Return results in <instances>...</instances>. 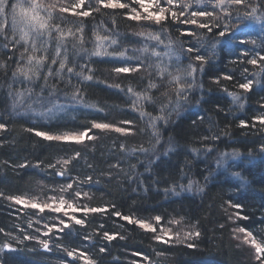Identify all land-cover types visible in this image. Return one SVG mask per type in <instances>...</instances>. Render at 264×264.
<instances>
[{
    "label": "trees",
    "instance_id": "obj_1",
    "mask_svg": "<svg viewBox=\"0 0 264 264\" xmlns=\"http://www.w3.org/2000/svg\"><path fill=\"white\" fill-rule=\"evenodd\" d=\"M16 2L8 3L9 13ZM57 2L67 11L57 10L51 23L75 33L64 39L67 66L79 73L83 65V75L92 80L69 77L66 70L53 75L47 87L43 75L33 82L14 79L31 45L16 43L19 32H13L10 17L7 30L0 31V123L6 125L0 129V264H68L67 253L73 250L83 252L91 264H264V253L255 257L233 238V228H244L264 242V123L257 119L264 117V0L240 5L226 0L219 8H213L217 0L199 6L192 0L189 10L182 7L187 0H175L174 6L159 0L169 9L168 19L159 25L127 18L132 7L140 10L135 0H121L129 6L124 9L104 8L98 0H85L76 9L79 0ZM82 11L90 14H74ZM192 11L214 15L193 17ZM185 19L197 23H183ZM58 35L44 37L49 40L44 74ZM98 45L101 55H91ZM125 50L126 57L117 59ZM126 63L142 67L113 71ZM160 68L167 71L161 74ZM176 75L183 77L180 95L170 82ZM247 82L245 91L240 85ZM77 89L79 99H73ZM17 92L23 95L18 98ZM136 93L151 99H138ZM94 122L113 129L93 128ZM117 127L124 131H115ZM85 130L93 138L81 143L35 134ZM65 159L70 163L63 164ZM69 183L73 189L62 191ZM74 191L88 195L75 197ZM8 197L35 203L63 197L78 207L104 211L75 212L84 224L71 222L63 231L42 236L46 226L54 227L56 214L20 207ZM122 217L151 222L156 231ZM105 232L114 238L107 239Z\"/></svg>",
    "mask_w": 264,
    "mask_h": 264
},
{
    "label": "snow or ice",
    "instance_id": "obj_2",
    "mask_svg": "<svg viewBox=\"0 0 264 264\" xmlns=\"http://www.w3.org/2000/svg\"><path fill=\"white\" fill-rule=\"evenodd\" d=\"M10 2V0H0V16L3 17V22L0 23V31H6L8 26H9V17H10V25L11 28L13 29V32H19V40L16 41V43H19L20 41H23L25 45H31L30 48L26 47L25 48V55L27 56L26 62L22 66H18L16 69V72L13 73L14 79L17 78L18 76H23L25 81L28 82H33L34 80H38L42 75L44 79V87L48 86L50 78L55 75V76H61L62 73L66 72L69 74V77L71 75H78V76H83L84 80H92L91 75H83V68L84 66H81L82 71L79 73H76L74 71L75 66L68 67V60H69V55H68V50L64 46V39L66 36H74L75 33H73L71 30H69L67 33H65L59 25L53 26L51 21L54 19L55 12L59 10V12L63 13L67 11V9L63 6H61L57 0H52V2H48V0H17L16 3H13L11 5V12L9 13L7 10V5ZM85 0H79L78 4L73 5V8H79L81 5H83ZM226 0H217V3L213 5V8H219L222 5H224ZM228 3L231 4H236L240 5L243 3V0H227ZM98 3L102 5L104 8H111V9H124L129 7L127 4L121 2V0H98ZM135 3L139 5L140 10L138 11L135 7H132L130 9V12L128 14V19L130 20H135V21H154L156 24H161L162 21H166L168 19V15L166 13H169V9L165 8L160 5L159 0H135ZM195 3L197 6H199L201 3H203V0H195ZM167 4L169 6H174L175 5V0H167ZM192 4V0H187L182 7L184 10H189ZM155 9H158L155 10ZM255 9H253V12ZM142 13H144L142 15ZM80 16L87 17L90 13L89 11H82L79 13H74ZM171 17L175 20L178 19L177 13L174 11L170 12ZM191 15L193 17H211L214 15L213 11H192ZM179 16H184V11H181L179 13ZM183 23H192L195 24L197 21L195 19L193 20H187L185 19L182 21ZM201 28H208L209 31H211V28L209 27L208 24L206 23H201L199 25ZM80 32V42L81 45L83 44V28L78 30ZM56 32L58 33L57 37V43H56V50H55V55L52 58V62L50 65H48V72L46 74L42 73V69L46 65V61L48 60L47 56V51H48V43L49 40L52 36V33ZM191 34V33H189ZM143 35V33H141ZM221 36L224 35V32L220 33ZM47 36L49 40H45L44 37ZM150 39H154L159 41L160 43H163L161 40L160 36L157 34H148ZM104 39H108V37H105ZM38 41H41V43H38ZM243 43V41H241ZM112 44H116V40L111 41ZM170 47V46H168ZM86 51V50H85ZM141 51H147V48L145 47L144 49H141ZM187 51L191 52L193 51L192 48L187 49ZM42 53V54H40ZM153 55H159V53H156L153 51ZM170 54V53H166ZM91 55L94 56H100L101 51L99 50V45L97 46V50L92 52ZM121 57H126V50L119 52L117 55V59ZM129 60L131 58H128ZM197 60H203L202 56L197 55L196 56ZM59 64V67L55 70H53L52 65ZM249 63L251 64H256V60H250ZM142 67V64L137 63L135 66H132L131 63H126L125 66L121 67H115L113 68V71L117 74L120 73H129V72H135L138 71ZM159 67V66H158ZM195 69H193L194 71ZM88 71H91V69H88ZM165 71H167L166 68H160L161 74H163ZM171 75V73H168ZM183 77L180 75L172 76V80L170 82H174L177 84V94L180 95L182 94L185 89L183 85H181L179 82ZM251 82L243 83L240 85L242 89L245 91L249 90ZM117 87H119L117 85ZM149 87L154 88L156 85L152 84ZM54 88V86H53ZM43 90V89H42ZM28 92H31V89H27ZM79 92L80 90L77 89L73 93V99H79ZM129 92H132V89H129ZM11 95V93H10ZM23 95L22 92H17L16 96L19 98ZM138 99H151L148 97L146 94L141 97V94L136 93ZM17 105L16 103L13 104V108H15ZM55 107V106H54ZM53 109L49 108L47 111L51 112ZM163 110V109H162ZM42 115L44 113H41ZM144 115V113H142ZM163 117H156L154 119H161ZM257 119L260 120L261 123H264V117H258ZM243 124V122H242ZM154 126V125H153ZM6 127L5 124L0 123V129H4ZM93 128L97 129H108L112 128L113 125L107 124V123H96L94 122L92 124ZM28 131H33L32 129H28ZM115 131L121 132L124 131L122 128H115ZM88 130H85L83 132H80L78 134L72 133H65V134H60V135H49L46 132H40L37 131L35 134L37 136L43 137L45 140L49 141H61V142H76L80 143L82 139L87 136V139L91 140L93 137L88 135ZM79 153H76V156H78ZM70 161L65 159L63 161V164L67 165L69 164ZM23 166V165H22ZM59 175H62L63 173H58ZM89 181L91 180V177L88 178ZM73 184L69 183L66 187V189H62V191H67L70 189H73ZM87 196V193H81L80 191H74V196L75 197H81V196ZM9 199L15 200L16 203H22V201L16 197H8ZM30 207L34 209H38L39 212L43 213L45 209L55 212V213H60L61 211L64 212L65 216H68L70 220H74L76 224H84L83 219L76 218L74 215H69L68 210H71V212H83L85 215L89 212H101L104 211V209L100 208H93L89 207L87 205H84L82 207H78L76 204L70 201H66L63 197L59 199L58 202L55 201L53 198L52 202H46L43 204L40 203H31ZM235 207L239 208L241 207L240 205H235ZM114 215L119 216L120 213H114ZM123 219L127 220L129 223H136L139 227L145 229V230H151V231H156L155 228H153L151 223H147L143 220H135L133 221L129 217H122ZM157 222L161 220L160 216H156L154 218ZM61 224H64V227H68V224L61 219L60 220ZM61 229H58V231ZM0 231H3V229H0ZM49 231H51V228H49ZM239 232L241 233H246L245 240L248 242V238L253 237V233L250 231H246L244 228H239ZM162 232L164 235H168L167 230H163ZM47 235V233H45ZM191 235V233H189ZM195 235H199V233H195ZM104 236L111 240L114 237L112 235H109V233L105 232ZM176 238L179 239V234H176ZM24 239H30V237L25 236ZM155 239L157 240H162L161 235L155 236ZM169 239H171V236L169 235ZM166 242V241H165ZM251 245L255 248V251L257 253H264V242H258L257 239L252 238L250 240ZM43 246L45 249L48 248V243L45 241L43 242ZM5 248L10 247L7 243L4 245ZM189 247H192V245H189ZM74 251H69L67 255L69 257H72L74 255ZM101 252L105 251L104 248L100 249ZM81 257L85 258V264H91V261L85 257V254L83 252L80 253ZM259 258V257H258Z\"/></svg>",
    "mask_w": 264,
    "mask_h": 264
},
{
    "label": "rangeland",
    "instance_id": "obj_3",
    "mask_svg": "<svg viewBox=\"0 0 264 264\" xmlns=\"http://www.w3.org/2000/svg\"><path fill=\"white\" fill-rule=\"evenodd\" d=\"M73 9H76V8H73ZM108 129H113V128H108ZM101 130H105V129H101ZM75 134H78V133H75ZM89 135V133H87ZM87 139V136H85L81 142H84V140ZM80 142V143H81ZM73 143V142H72ZM22 203H16L18 206L20 207H24V208H27V209H30V210H37L39 211L38 209H34L32 207H30V204L31 203H35V202H29L25 199H21ZM46 202H52V201H47V200H44L43 202H40V204H43V203H46ZM45 211L47 212H50L51 214H56V218L55 220H53V222H55L54 224V227L53 226H46V229H44V231H42V236L45 235V233H50V232H55V231H58V229H61L59 231H63L65 230L66 228L68 227H64V224H61L60 223V220L63 219L67 224L68 226H70L69 224L72 222V223H75L74 220H70L68 218V216H65L64 215V212L61 211L60 213H55V212H52V211H49L47 209H45ZM69 212V215H73L75 213L71 212V210H68ZM151 223V222H150ZM152 224V223H151ZM153 226V225H152ZM49 228H51V231H49ZM141 228V227H140ZM142 229V228H141ZM145 230V229H144ZM148 231H151V230H148ZM168 232V231H167ZM245 236H246V233H241L238 231V229H235L233 228V238L235 239V241L237 242V244L239 245V247H244L248 250H252L253 254L255 255V257H258V254L256 251H255V248L251 245L250 243V240L252 239V237L248 238V242H246L245 240ZM165 238H169V232H168V235H164ZM163 237V238H164ZM44 248V247H43ZM45 249V248H44ZM69 258V262L68 264H85V258L84 257H81L80 256V253L78 254H74L72 257H68ZM138 264H149L148 262H143V263H138Z\"/></svg>",
    "mask_w": 264,
    "mask_h": 264
}]
</instances>
